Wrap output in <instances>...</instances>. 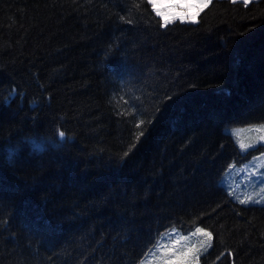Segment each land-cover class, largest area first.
<instances>
[{"label": "trees", "instance_id": "obj_1", "mask_svg": "<svg viewBox=\"0 0 264 264\" xmlns=\"http://www.w3.org/2000/svg\"><path fill=\"white\" fill-rule=\"evenodd\" d=\"M160 23L148 0H0V264H139L197 227L201 264H264V206L220 184L245 160L226 127L264 123V0Z\"/></svg>", "mask_w": 264, "mask_h": 264}, {"label": "rangeland", "instance_id": "obj_2", "mask_svg": "<svg viewBox=\"0 0 264 264\" xmlns=\"http://www.w3.org/2000/svg\"><path fill=\"white\" fill-rule=\"evenodd\" d=\"M213 0H210V2ZM234 2V0H229ZM242 1L244 0H235ZM252 0H248V3ZM198 3L197 0H184L182 9L186 16H193L194 20H175L183 23H196L199 14L210 4ZM181 3V0H157L155 7L175 13L181 10L171 7ZM245 3V2H244ZM194 5V6H193ZM153 8V5H151ZM173 21V22H175ZM172 22V23H173ZM226 131L233 137L240 151L245 154L243 162L232 164L220 179V184L234 201H247L245 205L264 206V123L242 126L226 127ZM243 146V147H241ZM200 233L192 230L183 232L179 229H171L163 232L154 248L142 259L139 264H164L165 260L176 247L193 251L192 264H201V257L205 255L212 246L211 233L202 228ZM179 241L177 244L176 242Z\"/></svg>", "mask_w": 264, "mask_h": 264}, {"label": "snow or ice", "instance_id": "obj_3", "mask_svg": "<svg viewBox=\"0 0 264 264\" xmlns=\"http://www.w3.org/2000/svg\"><path fill=\"white\" fill-rule=\"evenodd\" d=\"M149 4L153 5V11L155 12L157 17L161 18V23H160V27L161 28H165L167 27V25L171 24L173 21L175 20H180V21H184L185 19H189V20H194L193 16H186L184 14V9H182V4L184 3V0H181V3L172 5L171 7L176 8L178 10V12L175 13H170L167 10H161L157 7H155L157 0H148ZM198 3H202V4H208L210 2V0H197ZM235 2V0H234ZM245 4L248 3V0H244ZM194 6V5H193ZM57 142L58 141H63L65 140V132L64 131H59L57 134V138H56ZM36 147L38 149H40L39 145H36ZM243 147V146H241ZM42 151V149H40ZM128 153H125V156H127ZM9 158L11 159V154L9 156ZM262 191H264V189H262ZM241 204H245L247 203V201H240ZM203 230L199 227H197L195 229V232L200 233ZM177 244L179 243V241L176 242ZM192 249L188 248V249H184V248H180V247H176L175 245H173V250L171 251L170 255L168 256V258L165 260L164 264H192Z\"/></svg>", "mask_w": 264, "mask_h": 264}, {"label": "clouds", "instance_id": "obj_4", "mask_svg": "<svg viewBox=\"0 0 264 264\" xmlns=\"http://www.w3.org/2000/svg\"><path fill=\"white\" fill-rule=\"evenodd\" d=\"M33 142H35V141H33ZM6 151H7V153L11 154L13 152V149L9 148ZM8 162L11 163L12 161L10 159H8Z\"/></svg>", "mask_w": 264, "mask_h": 264}]
</instances>
